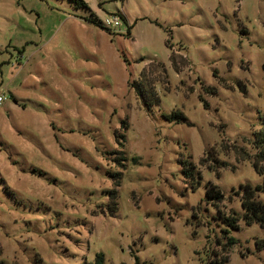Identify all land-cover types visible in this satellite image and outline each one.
<instances>
[{
    "label": "rangeland",
    "instance_id": "obj_1",
    "mask_svg": "<svg viewBox=\"0 0 264 264\" xmlns=\"http://www.w3.org/2000/svg\"><path fill=\"white\" fill-rule=\"evenodd\" d=\"M82 1L0 0V262L202 264L220 209L227 264H264L235 195L262 182L264 0ZM115 12L129 35L87 21Z\"/></svg>",
    "mask_w": 264,
    "mask_h": 264
},
{
    "label": "trees",
    "instance_id": "obj_2",
    "mask_svg": "<svg viewBox=\"0 0 264 264\" xmlns=\"http://www.w3.org/2000/svg\"><path fill=\"white\" fill-rule=\"evenodd\" d=\"M78 5L84 6V2L82 0H73ZM88 22L94 23L97 26L101 27L99 21L97 20H87ZM124 24H126V34L129 35L130 29L132 28V25H128L126 20L124 19ZM104 29V28H103ZM108 31V30H107ZM109 32V31H108ZM166 46L171 50L169 60L172 64V66L175 67L176 65V54L172 52V49L169 47L170 42L166 41ZM157 66H161V68H164L162 63H157ZM152 68V67H151ZM164 70V69H163ZM146 71L143 69L141 72V78L146 79L149 82L152 81V77L150 74V70L144 75ZM149 77V79H148ZM152 83V82H151ZM138 84L135 82L131 83V86L136 90L139 91ZM208 89V88H207ZM210 90V89H209ZM172 117L182 119L183 116L180 112H173L171 114ZM251 147L254 150L253 156H252V166L254 171L262 177V182L255 186H250L248 184L239 186V192L235 191V195L239 196L240 205L242 208V215L241 219L245 226H250L252 224H256L262 229H264V202L258 200V196L261 193H264V119L262 120L261 127L253 133L252 140H251ZM211 161L213 162L212 165H208V169H213L214 167H224L226 166V163L219 162L217 158H212ZM216 175L218 176V173L216 172ZM117 185V184H116ZM112 196L115 194V190H112L110 192ZM205 198L208 202H212V205L218 208V206L221 204L223 200V195L219 191V189L214 186L208 184L206 186V192H205ZM113 206L115 203H112ZM219 216L221 218L222 223L226 228L221 230L222 237L225 240V243H219V238L216 239V244L220 245V251L215 252L212 251L209 256H207L205 259H203L202 264H227L228 262V251L230 247L236 243V240L228 236L229 230H237L239 225V217H237L235 214H225L223 211H220L218 209ZM256 247L257 250H260L264 248V239L257 240L256 241ZM0 264H2L0 262ZM94 264H104V256L102 253H97L94 257Z\"/></svg>",
    "mask_w": 264,
    "mask_h": 264
},
{
    "label": "built area",
    "instance_id": "obj_3",
    "mask_svg": "<svg viewBox=\"0 0 264 264\" xmlns=\"http://www.w3.org/2000/svg\"><path fill=\"white\" fill-rule=\"evenodd\" d=\"M124 24V18L119 13H110L105 16V18L100 22L101 27L108 29L109 31H117L120 26ZM4 100L0 96V103Z\"/></svg>",
    "mask_w": 264,
    "mask_h": 264
}]
</instances>
